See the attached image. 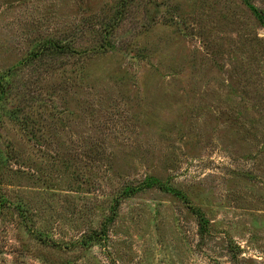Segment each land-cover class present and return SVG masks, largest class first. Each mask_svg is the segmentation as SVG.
Instances as JSON below:
<instances>
[{
	"label": "rangeland",
	"instance_id": "1",
	"mask_svg": "<svg viewBox=\"0 0 264 264\" xmlns=\"http://www.w3.org/2000/svg\"><path fill=\"white\" fill-rule=\"evenodd\" d=\"M50 42L76 52L33 54ZM2 91L0 264H264L244 0H0Z\"/></svg>",
	"mask_w": 264,
	"mask_h": 264
},
{
	"label": "trees",
	"instance_id": "2",
	"mask_svg": "<svg viewBox=\"0 0 264 264\" xmlns=\"http://www.w3.org/2000/svg\"><path fill=\"white\" fill-rule=\"evenodd\" d=\"M244 2L248 7H250L252 9V11H254L257 19L264 26V13H262L261 11L256 9L252 5L251 0H244ZM104 34H105V38H107L108 31H104ZM47 52H58L59 54H71V53H74L76 51H75V49H73L72 47H70L68 45L50 42L49 45H43V46L39 47L38 49L34 50L33 54L35 56H41V55L46 54ZM2 99H4V91H2L0 93V101ZM155 184H158L160 186L159 188L166 189V190L170 191L169 188L167 189L164 185H162V183H159V181H156V179H152V181H150L148 185L154 186ZM135 193H136L135 189H127L125 194H126V197H130V196L134 195ZM176 194L178 196H180L181 198H183L182 197L183 195L179 191ZM117 207H118V201H116V204L111 208L112 209V215L114 217L117 214ZM193 210H194L196 217L198 218L199 223L202 225V227L203 226L205 227L206 224L208 223V221L206 220L203 212L200 209H197L195 207L193 208Z\"/></svg>",
	"mask_w": 264,
	"mask_h": 264
}]
</instances>
